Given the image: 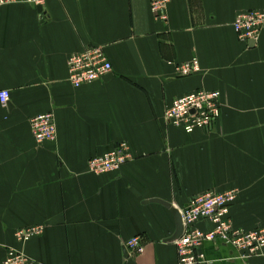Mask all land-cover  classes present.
<instances>
[{"label":"crops","instance_id":"1","mask_svg":"<svg viewBox=\"0 0 264 264\" xmlns=\"http://www.w3.org/2000/svg\"><path fill=\"white\" fill-rule=\"evenodd\" d=\"M264 0H173L168 20L149 0H44L0 5V264L9 247L42 264H178L174 214L197 194L236 189L237 228H264V30L241 42L236 16ZM101 46L113 65L74 86L68 59ZM198 59L200 71L178 76ZM199 89L221 92V117L187 133L170 125L172 102ZM53 112L54 141L38 144L30 120ZM129 143L120 171L94 174L91 158ZM44 226L26 244L20 228ZM206 231L213 224L203 221ZM140 235L145 250L126 255ZM203 264H264L206 242Z\"/></svg>","mask_w":264,"mask_h":264},{"label":"built area","instance_id":"2","mask_svg":"<svg viewBox=\"0 0 264 264\" xmlns=\"http://www.w3.org/2000/svg\"><path fill=\"white\" fill-rule=\"evenodd\" d=\"M26 1L43 5L44 0H0V5ZM173 0H149L152 13L157 20L167 21V8ZM234 29L241 42L257 40L264 30V9H251L239 13L233 22ZM69 80L74 86L102 80L113 72V65L103 47L92 46L80 53L72 54L68 59ZM178 76H189L200 71L197 58L176 67ZM10 99L9 90L0 92L4 106ZM221 92L199 89L176 98L165 112L168 124L182 128L187 133H194L212 127L221 117ZM32 134L38 144L54 141L57 137L55 114L47 112L30 120ZM133 159L128 142H120L113 150L91 158L88 170L94 174L118 172L122 166ZM239 192L236 189L219 192L209 190L195 195L188 205L181 209L184 232L175 241L178 252V264H203L206 255L202 247L206 242H222L237 252L241 259L257 256L264 251V228L245 231L234 225L231 207L236 202ZM203 221L213 224V229L203 230L199 224ZM44 226L20 228L15 233L16 240L26 244L31 239L42 235ZM130 256L142 254L145 240L137 235L124 242ZM2 264H42L27 255L23 250L9 247Z\"/></svg>","mask_w":264,"mask_h":264},{"label":"water","instance_id":"3","mask_svg":"<svg viewBox=\"0 0 264 264\" xmlns=\"http://www.w3.org/2000/svg\"><path fill=\"white\" fill-rule=\"evenodd\" d=\"M250 44L252 46H254L255 41L251 40ZM151 202H156V203H160L162 205H164L166 208H168L175 216V221H176V231L174 232V234L168 238L166 240V242L169 243H174L175 241H177L183 234L184 232V224H183V220H182V215H181V211L178 207H176L175 205H173L170 202L164 201V200H160V199H154L151 200ZM125 254L128 256V252L127 249L124 248Z\"/></svg>","mask_w":264,"mask_h":264}]
</instances>
